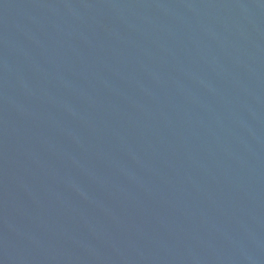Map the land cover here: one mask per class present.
<instances>
[{"label":"water","instance_id":"obj_1","mask_svg":"<svg viewBox=\"0 0 264 264\" xmlns=\"http://www.w3.org/2000/svg\"><path fill=\"white\" fill-rule=\"evenodd\" d=\"M0 264H264V0H0Z\"/></svg>","mask_w":264,"mask_h":264}]
</instances>
